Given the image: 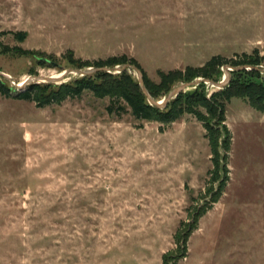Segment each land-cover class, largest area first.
I'll return each mask as SVG.
<instances>
[{"label": "rangeland", "instance_id": "1", "mask_svg": "<svg viewBox=\"0 0 264 264\" xmlns=\"http://www.w3.org/2000/svg\"><path fill=\"white\" fill-rule=\"evenodd\" d=\"M0 44L61 63L68 53L126 56L158 83L159 72L213 57L264 59V0H0ZM30 67L0 57L19 90L35 83ZM222 71L221 82L234 70ZM69 72L38 77L61 85L78 76ZM108 105L89 93L48 108L0 97V264H162L175 252L192 200L207 203L206 132L185 116L161 133L129 114L109 116ZM226 126L229 182L178 264H264V113L234 99Z\"/></svg>", "mask_w": 264, "mask_h": 264}, {"label": "trees", "instance_id": "2", "mask_svg": "<svg viewBox=\"0 0 264 264\" xmlns=\"http://www.w3.org/2000/svg\"><path fill=\"white\" fill-rule=\"evenodd\" d=\"M10 34L20 43L26 39L25 33ZM0 57L29 62L31 67L28 75L34 78L39 76L41 70L82 73L93 71L84 77L78 75L65 84L31 83L24 85L22 90L0 76V97L4 100L48 108L59 107L67 101L80 100L89 93L96 100L109 101L106 108L109 116L122 117L129 114L136 122L158 124L161 133L185 116H192L202 124L210 148L212 167L203 197L207 203L196 209L194 204H198V201L192 200L189 221L181 225L175 236L176 250L173 254L164 256L162 264H178L185 259L188 241L197 230L199 220L219 202L229 182L228 159L232 138L226 126V106L237 99L245 101L256 112L264 113V73L260 68L264 59L258 54L244 55L238 62H230L219 56L213 57L200 68L188 67L184 71L159 72L158 83H155L148 78L137 61L126 56L88 62L75 59L72 53H68L61 63L56 57L39 51L0 44ZM125 66L130 70L115 72ZM226 67L234 70L229 74L228 85L222 91L210 93L205 82L220 83L224 76L222 70ZM239 68L242 70H237ZM133 70L142 75L144 87L155 104L161 103L179 86L197 80L202 82L194 90L179 94L164 108H160L152 105L143 94Z\"/></svg>", "mask_w": 264, "mask_h": 264}, {"label": "water", "instance_id": "3", "mask_svg": "<svg viewBox=\"0 0 264 264\" xmlns=\"http://www.w3.org/2000/svg\"><path fill=\"white\" fill-rule=\"evenodd\" d=\"M118 70V73L122 72V71H127V70H130V68L128 66H125L123 69H117ZM237 70H242V68H239ZM135 72V74L137 75V79L139 81V84H140V87H141V90L143 92V94L148 98L149 102L152 104V105H156L160 108H164L166 106V104L168 102H170L171 100L175 99L179 94L183 93V92H186V90L190 89V88H193L195 89L201 82L202 80H198V81H195L191 84H185V85H182L181 87H178L176 88L174 91H172L169 96L164 99L161 103H157L155 104L154 101L149 97L145 87H144V84H143V80H142V75L140 74V72H138L137 70H133ZM233 72V71H232ZM72 73H76L78 75H80L81 77H84L88 74H91L93 73V71L91 70H88L86 73H82V72H74V71H70L69 74H72ZM0 76H2L3 78L7 79V80H10L9 77L5 76L4 74H1L0 73ZM230 75H226V78L220 82V83H212V82H205L207 85H210L212 88H215L219 91H222L225 89V87L228 85L229 83V78ZM58 80L54 79L53 77H49V78H44V77H37L35 78V83H42V84H56ZM27 83H23V86L26 85ZM22 86V87H23ZM18 88H21L19 86H17Z\"/></svg>", "mask_w": 264, "mask_h": 264}, {"label": "built area", "instance_id": "4", "mask_svg": "<svg viewBox=\"0 0 264 264\" xmlns=\"http://www.w3.org/2000/svg\"><path fill=\"white\" fill-rule=\"evenodd\" d=\"M247 71H250V69H246Z\"/></svg>", "mask_w": 264, "mask_h": 264}]
</instances>
